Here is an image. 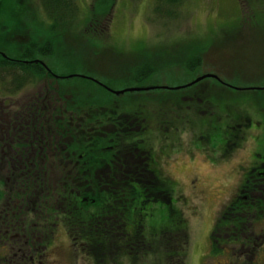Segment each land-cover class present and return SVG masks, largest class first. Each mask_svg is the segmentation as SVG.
<instances>
[{
  "label": "rangeland",
  "instance_id": "obj_1",
  "mask_svg": "<svg viewBox=\"0 0 264 264\" xmlns=\"http://www.w3.org/2000/svg\"><path fill=\"white\" fill-rule=\"evenodd\" d=\"M99 1L75 0L77 10L71 25L58 35L48 29L51 21L40 0H0V52L17 56L25 45H41L49 39L53 55L40 60L52 75L60 77L54 84L61 89L89 92L79 78H69L76 75L95 79L116 91L151 87L119 95L101 93L105 99L146 109L159 119L150 127L146 141L158 175L174 186L169 192V206L152 204L147 209L148 216L139 222L142 232L162 227L171 235L179 224L178 217H182L187 241L177 247L180 242L176 246V237L164 239L166 251L175 250L172 259L163 257L167 264H176L175 260L181 264H264V245L246 252L238 242H228L213 251L209 243L219 211L237 194V182L253 149L252 142L234 152L230 146L223 147L219 135L224 121L231 116L228 113L236 118L234 122L264 121V13L260 12L264 11V0H182L171 6L157 0H112L107 14L92 17V12L102 6ZM189 56L198 58V65L186 70ZM145 64L155 71L131 79V73ZM202 74L216 75L228 86L206 78L183 87ZM43 86L40 80L8 94L0 84V106L7 112L19 109ZM220 108L226 112L220 113ZM206 112L212 115L202 117ZM167 116L173 122L168 129L169 123L162 122ZM197 117L207 121L208 134L198 128H204V124ZM47 150L43 161L53 165L56 159L50 156L49 146ZM53 171L51 182L61 174L55 168ZM4 177L0 172V189ZM8 243L11 246L0 248V257L10 258L22 245L17 236ZM22 249L32 252L27 247ZM42 252L40 264H95L61 224L46 240ZM112 258L110 264H158L148 256L130 263L126 258ZM0 264L10 263L3 260ZM18 264L23 263L20 260ZM32 264H38L36 259ZM104 264H109L108 260Z\"/></svg>",
  "mask_w": 264,
  "mask_h": 264
},
{
  "label": "trees",
  "instance_id": "obj_2",
  "mask_svg": "<svg viewBox=\"0 0 264 264\" xmlns=\"http://www.w3.org/2000/svg\"><path fill=\"white\" fill-rule=\"evenodd\" d=\"M157 1L171 6L182 0ZM99 4L102 6L98 12H92V17L107 14L112 0H100ZM40 5L51 21L48 29L58 35L71 25L77 10L75 0H40ZM53 52V43L48 39L41 45H25L17 56L0 55V84L5 93L18 92L40 80L44 82L43 88L31 95L27 104L19 106V109H28L27 114L19 115L28 129V143H22L19 138L11 146L6 137L7 123L0 122V172L6 182L0 189V206H9L11 211L2 217L8 229L6 236L17 235L21 248L32 249V252L22 249L30 254L28 258L41 259L42 246L61 224L73 243L95 264H104L107 260L110 264L113 256L126 258L128 263L148 256L158 264H167L163 257L169 255L172 259L175 250L166 251L164 239L176 237V246L179 242L177 247L184 245L187 241V228L181 224L184 219L178 217L179 224L174 226L171 235L162 227L143 233L139 224L141 218L148 216L147 209L152 204L169 206V192L174 186L158 175L146 141L154 117L146 109L103 98L101 93L109 92L86 78L76 77L89 92L61 89L54 84L59 78L52 75L48 66L23 62L51 56ZM193 64L198 65V58L189 56L184 67L189 70ZM154 71L153 66L145 64L131 73V79H141ZM219 111L226 112L225 108ZM228 114L231 115L228 119L234 117ZM162 120L167 121L166 117ZM47 145L52 149L50 156L56 159L53 165L41 159L48 155ZM17 156L29 160L19 162ZM104 158L107 171L102 174ZM54 168L61 174L57 181L51 182ZM261 170L262 178L250 176L244 184L245 199L231 200L219 211L209 237L213 251L216 246L238 242L243 231L248 234L250 226L261 218L264 169ZM155 219L159 218L155 216ZM6 236L0 234V248ZM0 258L6 260L8 256Z\"/></svg>",
  "mask_w": 264,
  "mask_h": 264
},
{
  "label": "flooded vegetation",
  "instance_id": "obj_3",
  "mask_svg": "<svg viewBox=\"0 0 264 264\" xmlns=\"http://www.w3.org/2000/svg\"><path fill=\"white\" fill-rule=\"evenodd\" d=\"M211 79H213V78H211ZM213 80L216 81V83L218 85L222 86L220 81L215 80V79H213ZM27 111H28L27 108H22V109L17 108L14 110L10 109L7 112L6 109H4V107L0 106V112H1L0 122H6L7 123L6 137L9 138L8 143L11 146L19 138L22 141V143H28V139H27L28 138V129L25 126V120H24V118L19 117V115H24L25 113L27 114ZM194 111H195V109H194ZM3 112H6L5 113L6 115ZM207 113H209V112H206V114L201 113L202 117L208 118L212 115L211 113H209V114H207ZM166 119H167L166 123H169L167 126V129H168L173 125V122L169 121L168 116L166 117ZM235 119H236L235 117H232V118L228 119L227 121H224V129H223L221 135H219L220 143H223V147L230 146L232 152L236 151L237 149H242V147L244 149H246L244 143H247V142L253 143V145H252L253 149H251V151H250V155H249L250 158L248 160V163L246 162V166L244 168V173L242 174L240 180L237 182V187H236L237 194L235 195L233 200L239 199V198L245 199V194H244V190H243L244 184L247 182V180L250 176L262 178L263 170H261V169H264V121L262 120L258 124L257 122H252V120H250V119H246L245 120L246 123L234 122ZM154 120H155L154 124H152L151 127H153V125H156V123L159 121V119L157 121V118H154ZM197 120L199 123L201 122L202 124H204V128L200 127V125L198 126V128L200 130H202L203 132L208 134L210 132V128H209L207 121L201 120L200 117H197ZM74 126H76L75 123H74ZM211 130H212V128H211ZM19 131H20V134L18 135L17 133H19ZM86 144H88V143H86ZM16 159L19 162H25V161L29 160L28 157L25 158L23 156H17ZM33 159L34 158H31L32 161H33ZM41 159L44 160L45 157L42 156ZM102 164H103V167H101V170H102V174H103L107 171V161L105 158L102 159ZM154 164H155V162H154ZM72 175L75 177L76 173L73 172ZM8 207L9 206H6V207H2L0 209V225H2L0 227H4L3 230L0 229V234H3L5 236H6V234H8V232H7L8 229L4 225V221L2 220L3 219L2 217H7L8 215H10L9 212H11V211ZM263 215H264V212L260 216L261 218H259L256 221V223L252 224L251 226H250V224H248V226H250L249 230L246 232L248 234H245V231H243V233H242L243 235L241 236L242 238L240 240H238V244L240 245L241 250L245 248L246 252H247V250H248V252L251 250L254 251L258 247L264 245V226H262L263 225L262 224ZM211 232H212V229H211ZM211 232H210V234H211ZM12 236H13L12 234L8 235V237L6 236L7 239L4 241L5 247L11 246L10 245L11 243L7 244V241L9 239H11ZM14 236H17V235H14ZM225 237H226V239H228V236H223V239H225ZM7 256L9 258V255H7ZM8 258L6 260H8ZM20 260L22 261L23 264H24L23 260L26 262H30V263L34 262V259L32 260V258H30V257L28 258V256H26V253L22 251L21 247L15 249V251L12 253L11 257L9 258V263L10 264L11 263L18 264V261L20 262ZM36 261L38 264H40L41 259H39L37 257Z\"/></svg>",
  "mask_w": 264,
  "mask_h": 264
},
{
  "label": "water",
  "instance_id": "obj_4",
  "mask_svg": "<svg viewBox=\"0 0 264 264\" xmlns=\"http://www.w3.org/2000/svg\"><path fill=\"white\" fill-rule=\"evenodd\" d=\"M0 55L2 57H5V54H3L2 52H0ZM23 62H38L40 63V65H42L43 67H45V64H43L42 60L40 59H33L31 61H23ZM49 70V69H47ZM54 77H56L55 75H53ZM70 77H73V76H69ZM74 77H82V78H86V79H89L91 81H93L95 84H98L100 86H102L106 91H108L109 93H112L113 95H119V94H122L123 92H138V91H146L148 90L149 88L151 87H129V88H124L122 90H112L110 87L108 86H105L104 84L100 83L99 81L95 80V79H92V78H88V77H85V76H81V75H76ZM60 78V77H58ZM206 78H213L215 80H218L221 82V84L223 86H228L227 84H225V82L221 81L216 75H213V74H202L196 78H194L193 80H191L189 83L183 85V87H187V86H190V85H194Z\"/></svg>",
  "mask_w": 264,
  "mask_h": 264
}]
</instances>
